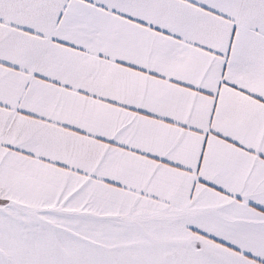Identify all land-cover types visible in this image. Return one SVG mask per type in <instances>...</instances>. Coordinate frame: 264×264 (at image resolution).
Masks as SVG:
<instances>
[{
	"label": "snow or ice",
	"instance_id": "snow-or-ice-1",
	"mask_svg": "<svg viewBox=\"0 0 264 264\" xmlns=\"http://www.w3.org/2000/svg\"><path fill=\"white\" fill-rule=\"evenodd\" d=\"M0 264H264V0H0Z\"/></svg>",
	"mask_w": 264,
	"mask_h": 264
}]
</instances>
